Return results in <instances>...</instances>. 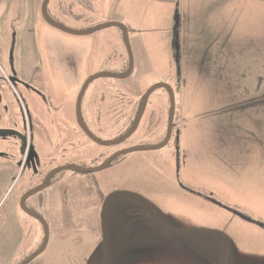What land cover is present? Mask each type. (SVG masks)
Instances as JSON below:
<instances>
[{
    "label": "rangeland",
    "instance_id": "374dc122",
    "mask_svg": "<svg viewBox=\"0 0 264 264\" xmlns=\"http://www.w3.org/2000/svg\"><path fill=\"white\" fill-rule=\"evenodd\" d=\"M218 1L224 0L49 2L47 13L51 20L72 31L87 32L109 23H128L130 27L132 75L124 80L93 81L83 100L85 110L104 111L109 117L112 113L120 119L118 126L113 118L105 121L107 141L130 130L144 94L157 84L173 88L176 109L171 139L164 148L121 156L93 175L71 171L55 174L47 190L54 189L56 197L55 213L48 220L49 244L30 264H99L104 257L102 198L115 192L142 196L154 207L157 219L172 229L224 233L232 246L228 264H264V116L224 117L214 112L221 102L216 97L224 95L229 98L227 104L232 105L233 98L241 95L234 94L229 83L199 84L194 78V63L201 57L200 51L207 52L210 46L212 34L208 28L212 16L218 17L220 33L226 16L233 15V7L227 10ZM245 2L254 22L264 19V0ZM43 3L44 0H0V64L4 69L8 67L14 54L19 73L34 72L36 77L42 73L50 78L52 73L55 105L60 99L68 100L70 109L72 102L76 106L84 84L93 76L126 74L128 52L119 27L87 36L71 35L46 24ZM260 52L264 60V46ZM40 62L42 66L35 69ZM189 64L192 70H188ZM17 89L20 95L24 93ZM169 114V93L159 88L150 96L136 133L118 148L159 146L167 135ZM42 119L53 129L51 117ZM97 152L101 149L95 144L82 148L79 156L60 148L44 171L69 166L94 169L100 164ZM9 177L7 171L1 178L0 196ZM9 213L0 264H11L17 252L18 231L12 221L17 212ZM125 215L149 218L147 210L132 198L120 196L110 201L106 227L117 264H220V237H174L179 241L175 243L156 226L155 232L135 222L131 226L129 219L124 221ZM145 224L150 227L153 222ZM122 234L125 236L121 242ZM44 238V227L28 221L27 249L23 251L27 257L41 247Z\"/></svg>",
    "mask_w": 264,
    "mask_h": 264
},
{
    "label": "flooded vegetation",
    "instance_id": "af4514ba",
    "mask_svg": "<svg viewBox=\"0 0 264 264\" xmlns=\"http://www.w3.org/2000/svg\"><path fill=\"white\" fill-rule=\"evenodd\" d=\"M127 24L123 25L129 37L131 31ZM121 31L124 37L123 29ZM13 58L14 54L10 57L8 67L5 69L0 64V181L7 171L10 176L9 183L6 184L2 190V196H0V246L1 243L3 246L8 235L7 227L11 218L9 212L14 210L17 212V216L15 215L12 221L15 223L14 229H17L18 236L16 237L17 252L11 264H23L41 249V247L38 248L28 257L26 251L23 252L27 249L28 221L30 225L34 226L39 223L42 229V223L33 216H40L50 226L49 221L52 214L55 213L54 189L47 190L53 182L52 179L55 176L53 172L58 168L44 171L45 167L51 166L49 161L53 160L54 152L61 148L64 153L74 151L79 156L82 148L88 147L89 144H95L101 149V152L96 154L100 162L99 167L112 156L123 151L118 148L120 145L104 146L99 142H117L132 129L137 117L135 120H131L130 130H127L122 137L107 141L104 136L105 121L108 118H113L118 126L121 122L120 119H117L118 116H113L111 112L112 117L107 116L104 111L90 112L87 107L85 110L83 106L85 95L81 102L79 116L77 102L76 106L72 102L70 109H68V100L60 99L55 105L53 98L54 75L51 73L52 78H50L42 73L38 77L33 74L34 72L31 75L21 74L17 70ZM39 66H42L41 62L40 64L36 63L34 68L38 69ZM17 87L24 91L22 95L19 94ZM99 104H101L100 101ZM42 117L45 120L51 117L53 129L43 122ZM46 149L52 151L44 154L43 151ZM109 149L111 151H108ZM78 158H84V156ZM93 179L96 183L95 178ZM45 181L47 184L44 189H41ZM95 186L99 188L97 184ZM107 197L102 198V203ZM210 202L217 204L216 201L211 200ZM6 204H10V206H5Z\"/></svg>",
    "mask_w": 264,
    "mask_h": 264
},
{
    "label": "crops",
    "instance_id": "0c3cea01",
    "mask_svg": "<svg viewBox=\"0 0 264 264\" xmlns=\"http://www.w3.org/2000/svg\"><path fill=\"white\" fill-rule=\"evenodd\" d=\"M218 3L227 10L233 7V15L226 16L220 33L218 17L212 16L208 28L212 34L210 46L207 52L200 51L201 57L194 63L195 81L199 84L211 81L229 83L231 91L241 95L233 98L235 103L232 105L227 104L229 98L224 95L216 97L221 98V102L214 112L224 117L264 116V60L260 57V48L264 46V19L260 17L256 19L257 23L254 22L247 14L245 0ZM188 70H192L191 64ZM127 217L130 216L125 215L124 219ZM143 226L149 227L145 223ZM147 229L154 230L152 226Z\"/></svg>",
    "mask_w": 264,
    "mask_h": 264
},
{
    "label": "water",
    "instance_id": "95a60500",
    "mask_svg": "<svg viewBox=\"0 0 264 264\" xmlns=\"http://www.w3.org/2000/svg\"><path fill=\"white\" fill-rule=\"evenodd\" d=\"M51 0H44L43 6H42V15L43 18L45 20L46 23H48V25H50L51 27L61 30L63 32H66L68 34L71 35H81V36H87V35H91L95 32H98L100 30L106 29V28H110V27H119L121 29H123L124 31V41H125V46L128 52V56H129V69L127 71L126 74L124 75H112V74H100V75H96L93 76L92 78H90L89 80L86 81V83L84 84L78 99H77V113L78 116L81 114V102L83 100V97L90 85V83H92L93 81L100 79V78H117V79H127L129 78L132 73H133V68H134V57H133V52L130 46V41H129V37H128V32L125 28V26L123 24H118V23H109V24H105L102 25L100 27H97L93 30H89L87 32H76V31H72L69 30L65 27H63L62 25H59L55 22H53L51 20V18L49 17L48 13H47V7L49 5V2ZM159 88H164L168 91L169 96H170V114H169V119H168V129H167V136L165 141L156 147H136V148H130V149H125L121 152H118L117 154H115L114 156H112L110 159H108L105 163H103L101 166L94 168V169H81V168H76V167H62L57 169L55 172H53V174H57L61 171H71V172H75V173H80V174H85V175H89V174H93V173H97L103 169H105L106 167H108L115 159L124 156V155H128V154H132L135 152H142V151H156V150H160L162 148H164L165 146L168 145L170 139H171V135H172V129H173V120H174V116H175V92L173 90V88L170 85H166V84H157L153 87H151L144 95L143 100H142V106L141 109L139 111V114L137 116V119L135 121V124L133 125L132 129L125 135L123 136L121 139H119L117 142H113V143H104V142H99L104 146H114V145H121L122 143H124L125 141H127L128 139H130V137L136 132L139 123L145 113L148 101L150 96L153 94V92ZM52 174V175H53ZM50 178V177H48ZM47 184V181L44 182V184L42 185L41 189H44L45 186ZM120 196H126L129 198H132L138 202L141 203V205L147 210L149 218H146L145 216H140V215H130V217H127L126 219H124V221L126 222V220H128V223L132 225L133 222H135V224L137 225H141L143 226V224L145 223V221H152V228L156 229V227L158 229H160L161 231L165 232L166 235H168V237L174 238V237H190L193 235H201V234H210V235H215L217 237H220L222 240V251H221V262L220 264H228V258H229V252L232 251L231 249V244L228 240V237L222 233V232H218V231H211V230H182V231H178L175 229L170 228L169 226L161 223L157 217L156 214L154 213V207L151 206L149 204V202L143 198L142 196L135 194V193H129V192H115L113 194H110L104 201L103 206H102V210H101V215H100V219H101V234H102V241H103V245H104V257L103 260L99 263V264H117V261H113L112 258V254H111V245H110V241L108 238V231H107V227H106V214H107V210L110 204V201L115 198V197H120ZM31 215V214H30ZM33 216V215H32ZM35 217L37 220H39L45 230V238H44V242L41 246V249L33 256H31L30 258H28L26 260V262H24L23 264H30L33 260H35L38 256H40L42 253H44V251L46 250L48 244H49V237H50V229L48 224H46L45 220L42 219L40 216H33ZM156 226V227H155ZM145 227V226H143ZM145 228H150V227H145ZM128 229V227H126V230ZM152 230V229H149ZM154 232V230H152ZM133 232L130 231V236H132ZM125 235L122 234V239L121 242L123 240V237ZM176 239V238H175ZM175 243H179L178 240L174 241ZM128 245V244H127ZM118 255L121 254L120 251H118L117 253Z\"/></svg>",
    "mask_w": 264,
    "mask_h": 264
}]
</instances>
